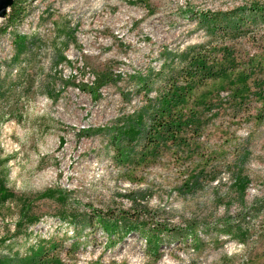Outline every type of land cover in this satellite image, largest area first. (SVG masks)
<instances>
[{
	"label": "rangeland",
	"instance_id": "obj_1",
	"mask_svg": "<svg viewBox=\"0 0 264 264\" xmlns=\"http://www.w3.org/2000/svg\"><path fill=\"white\" fill-rule=\"evenodd\" d=\"M13 2L5 33L0 18V264L29 250L48 255L32 264H264V106L229 85L249 67L264 82V27L220 41L194 17L250 0ZM203 48L229 79L198 92L211 97L197 150L168 142L140 163L164 77ZM129 128L133 141L116 136Z\"/></svg>",
	"mask_w": 264,
	"mask_h": 264
},
{
	"label": "trees",
	"instance_id": "obj_2",
	"mask_svg": "<svg viewBox=\"0 0 264 264\" xmlns=\"http://www.w3.org/2000/svg\"><path fill=\"white\" fill-rule=\"evenodd\" d=\"M16 6L17 2H13L9 7V13L5 15L8 25L1 30L2 33H5L7 27L15 24L19 19L20 10ZM194 17L207 34L220 41H232L253 33V30L259 27H264V0H250L227 12H204ZM21 44L24 43L21 42ZM214 51L215 48L201 49V52L194 53L191 59L186 60V66H181L178 71L171 70L164 77L163 86L157 91V109L149 116L147 126H145L146 123L139 124L142 132H139L138 137L144 135L143 152L139 159L137 156L140 163H145L148 158H158L157 156L161 154L160 148L168 142L177 147L181 157H189L197 150L190 143L202 131L203 122L197 111L208 107L211 97V93L198 94V92L204 91L210 83L229 79L226 71L229 61L225 63V57L222 55L219 58V53L216 52L217 55H214ZM99 80L104 81L102 86L112 82L111 78L105 74L101 77L96 76L94 84L88 87L90 93L97 94L98 87L93 89V86L99 85ZM229 85L234 87L235 94L241 101L254 97L264 106V82L252 79L251 67L246 68L240 76L230 81ZM116 136L133 141L130 128L116 133ZM117 153L123 157L126 152L121 149ZM237 179L239 185L242 178L237 176ZM108 227L106 225V230L112 232ZM147 242L149 247L151 244L157 245L154 236ZM41 253L39 251L34 255L33 250H29L27 254L31 255V258L25 260L24 264H32L37 256L41 257L40 261H45L48 255L43 258L40 256Z\"/></svg>",
	"mask_w": 264,
	"mask_h": 264
},
{
	"label": "water",
	"instance_id": "obj_3",
	"mask_svg": "<svg viewBox=\"0 0 264 264\" xmlns=\"http://www.w3.org/2000/svg\"><path fill=\"white\" fill-rule=\"evenodd\" d=\"M13 0H0V18H3L9 7L12 5Z\"/></svg>",
	"mask_w": 264,
	"mask_h": 264
}]
</instances>
